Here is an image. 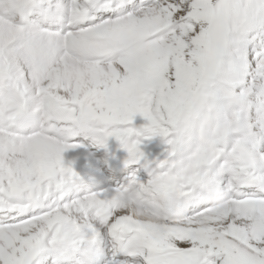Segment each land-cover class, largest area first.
I'll return each mask as SVG.
<instances>
[{
  "label": "snow or ice",
  "instance_id": "obj_1",
  "mask_svg": "<svg viewBox=\"0 0 264 264\" xmlns=\"http://www.w3.org/2000/svg\"><path fill=\"white\" fill-rule=\"evenodd\" d=\"M41 16L65 55L46 98L55 143L36 147L59 167L32 183L28 149L0 146V264H264V0H57ZM86 67L102 82L78 80ZM78 134L116 139L125 165L142 138L166 155L143 182L70 193L61 153Z\"/></svg>",
  "mask_w": 264,
  "mask_h": 264
},
{
  "label": "bare ground",
  "instance_id": "obj_2",
  "mask_svg": "<svg viewBox=\"0 0 264 264\" xmlns=\"http://www.w3.org/2000/svg\"><path fill=\"white\" fill-rule=\"evenodd\" d=\"M29 4H31L30 0H0V118L12 113V111H19L21 121L19 128L25 129V132H30V135L23 137L0 128V146L15 142L17 146L27 148L28 152L25 155L31 160L29 172H34L35 174V180L32 183H38L53 176L59 166L50 153L40 151L36 145L38 143L54 144L55 142L50 141L43 134L45 130L33 134L26 125H32L41 115L43 120L47 121L49 105L44 99L45 102L40 112L33 110L34 104L29 102L32 98V92L29 89H27V92L23 90L19 97L20 84L25 77V73H27V78L30 82L37 83L39 89L46 87L44 89L48 91L49 83L47 82L58 79L57 70L63 67L64 56L60 57V55L52 54L51 46L48 43H42L40 46L35 41L34 37L38 33L35 25L30 29L22 30L14 25V21L8 22L7 19L3 18L15 17L25 5ZM49 4H52L51 1L48 2ZM29 11L33 14L36 9L33 7ZM84 43L87 45L89 41H84ZM50 53L51 55H49ZM94 70V68L90 67L84 68L77 74L78 80L83 81L87 77L94 84L96 79H102V75ZM40 79L44 80L43 83H39ZM48 95L50 96V94ZM20 103H24L22 108L19 106ZM256 103L258 105L259 101H256ZM105 114L101 113V116ZM143 120L142 117L137 115L133 119L131 126L139 128L146 123ZM4 122H8V119ZM114 140V138H109L105 147H98L90 137L92 147L95 148L93 150L85 149L75 142H66L79 146L68 148L61 153V159L66 166L78 169L76 176L80 179L79 171L84 170V166H82L84 161L87 162L86 165L91 171L100 167L97 163L104 162L105 165L106 162L119 163L121 160L125 161L127 159L126 150L124 148L121 150L120 142L116 145ZM140 147L144 153V159L136 165L141 166L144 172H148V169L143 166L146 162H148L149 167H155L158 161L165 158L167 145L164 137L156 135L146 139L142 138ZM25 155H20L18 159H24ZM29 172H25L21 176L20 187H30ZM147 178L148 174L145 175L144 181ZM75 186L77 189L82 190V181L77 182ZM165 186L167 187V185ZM108 194H112V192ZM171 196L174 199H178V193L175 191L171 193Z\"/></svg>",
  "mask_w": 264,
  "mask_h": 264
},
{
  "label": "rangeland",
  "instance_id": "obj_3",
  "mask_svg": "<svg viewBox=\"0 0 264 264\" xmlns=\"http://www.w3.org/2000/svg\"><path fill=\"white\" fill-rule=\"evenodd\" d=\"M95 71V70H94ZM96 72V71H95ZM41 77L43 78V76L41 75ZM43 81L44 80H42V79H40L39 80V83L41 82V83H43ZM102 81V79H96L95 81H94V85H95V83H97V82H101ZM47 83H49V82H47ZM38 86H35V89L37 88ZM44 88H46V87H44ZM44 88H42L43 90H45V91H47L46 89H44ZM24 91H26L27 92V89H25ZM49 91V90H48ZM47 91V92H48ZM44 100V99H43ZM143 121H145V120H143Z\"/></svg>",
  "mask_w": 264,
  "mask_h": 264
}]
</instances>
